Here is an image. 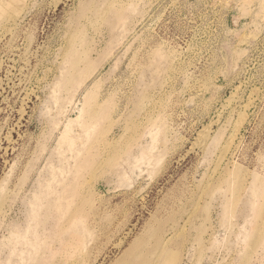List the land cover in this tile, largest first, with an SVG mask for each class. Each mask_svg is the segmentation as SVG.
<instances>
[{
  "label": "rangeland",
  "instance_id": "374dc122",
  "mask_svg": "<svg viewBox=\"0 0 264 264\" xmlns=\"http://www.w3.org/2000/svg\"><path fill=\"white\" fill-rule=\"evenodd\" d=\"M0 264H264V0H0Z\"/></svg>",
  "mask_w": 264,
  "mask_h": 264
},
{
  "label": "bare ground",
  "instance_id": "6f19581e",
  "mask_svg": "<svg viewBox=\"0 0 264 264\" xmlns=\"http://www.w3.org/2000/svg\"><path fill=\"white\" fill-rule=\"evenodd\" d=\"M161 242H163V240H161Z\"/></svg>",
  "mask_w": 264,
  "mask_h": 264
}]
</instances>
